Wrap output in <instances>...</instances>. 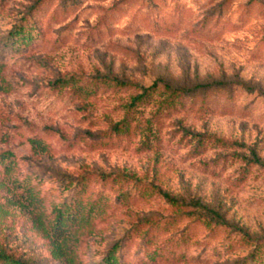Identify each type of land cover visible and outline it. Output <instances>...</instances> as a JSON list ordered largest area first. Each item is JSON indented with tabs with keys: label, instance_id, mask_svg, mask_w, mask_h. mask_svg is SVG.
Returning <instances> with one entry per match:
<instances>
[{
	"label": "rangeland",
	"instance_id": "rangeland-1",
	"mask_svg": "<svg viewBox=\"0 0 264 264\" xmlns=\"http://www.w3.org/2000/svg\"><path fill=\"white\" fill-rule=\"evenodd\" d=\"M34 7L42 37L12 51L9 34ZM158 81L230 86L209 94L215 105L199 95L170 115L155 117L161 86L130 108ZM127 117L137 129L92 144ZM201 135L227 146L196 153ZM86 172L119 183L82 218L83 235L55 236L62 176ZM245 236L264 240V0H0V248L29 264H100L129 237L127 264H235L255 245Z\"/></svg>",
	"mask_w": 264,
	"mask_h": 264
},
{
	"label": "trees",
	"instance_id": "trees-1",
	"mask_svg": "<svg viewBox=\"0 0 264 264\" xmlns=\"http://www.w3.org/2000/svg\"><path fill=\"white\" fill-rule=\"evenodd\" d=\"M33 9V8H32ZM37 9L34 7V10ZM35 13L26 14L19 24H17L14 29L10 32L8 40L6 44L12 51H23L27 49L31 44L35 43L42 37L41 28L37 25V16L42 13L41 10L37 9ZM215 16V13L208 16L206 20H204L203 24L195 28L203 29L205 28L212 17ZM65 81H59L57 84H64ZM56 84V85H57ZM120 85L127 86L128 84L125 82H120ZM240 86L245 88L248 91H253L254 88L245 83H239ZM162 87V91H159V95L157 96L156 108L157 113L155 117L162 116V113L165 115H170L171 111L177 110L179 107H184L189 99H194L197 96L201 95L203 97L209 96L210 93L215 91L221 92L228 89L230 86L228 82L225 81H217L211 83L197 84L192 87H180L170 84L165 81L155 82L151 87L142 88L141 92L136 94L131 101L130 108L134 106H139L143 104H148L151 102L153 96H155L157 89ZM87 87H80L78 92H81L84 95H91L92 91H89ZM222 93V92H221ZM211 101L205 100L204 105H215L216 97L212 98L209 96ZM208 97V98H209ZM209 100V99H208ZM134 118L127 117L125 120L120 121L114 124L108 132L105 133L104 138L91 137L92 144L94 146H103L105 145V141L107 139H117L118 137H122L126 134H129L133 129L138 128V124L133 125ZM53 130L50 129V133ZM91 136V135H88ZM86 139V138H85ZM79 140V139H78ZM78 140L70 141L67 145L69 148L73 146ZM213 144L214 146H227V142H225L221 138H212V136L201 135L197 145L194 147L196 153L202 152L207 148L208 144ZM251 152L250 158H248V162L252 164H261V159L258 155V152L255 148L249 149ZM245 158L247 156H244ZM119 178V177H118ZM117 176H113L111 174H102L96 172H86L82 176L79 177H71L69 175H63L61 181L62 189L67 192V196L64 198L62 203L59 206L55 207V218L54 226L55 232L54 235L58 236V234H63L65 237L66 232L72 231L71 235L76 234L79 236L84 234V230L88 227V219L83 221L82 218L90 215L89 212L94 211L101 208L105 197V189L108 185L110 188H114L118 185ZM103 186L101 189L97 191L98 186ZM98 194V195H97ZM163 195L174 204L180 203V200L171 196L170 193L164 192ZM107 196V195H106ZM124 196L120 195L118 197V201H123ZM195 210H199L205 215L210 217V221H216L219 224H227L225 217L216 209L209 207L208 205L203 204L201 201L197 200L192 204ZM43 213L35 216L33 220V224L36 225L41 218ZM88 218V217H87ZM36 228H39L36 225ZM45 238L49 237L44 230L42 231ZM67 236V235H66ZM248 242H252L254 240L250 236H245ZM146 243H148V238L146 237ZM80 239H77V241ZM127 239H123L116 243L106 254L103 261L100 264H127L126 261V253L129 250ZM54 245H57L53 250V254L56 257H60L65 252H63V247L60 244L56 243V241L51 240ZM76 241V242H77ZM66 242V241H65ZM75 242V243H76ZM255 245L252 249L250 255L243 259L240 262L235 264H264V240L263 239H255ZM74 242L64 243L69 249L71 245L75 244ZM70 244V245H69ZM149 244V243H148ZM69 245V246H68ZM147 248V247H146ZM71 253V249H70ZM152 252L149 253L151 257H154ZM72 257V256H71ZM0 264H29L22 257H16L11 254L4 248H0Z\"/></svg>",
	"mask_w": 264,
	"mask_h": 264
}]
</instances>
